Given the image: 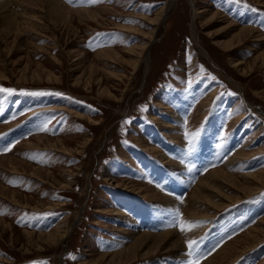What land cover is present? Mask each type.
I'll list each match as a JSON object with an SVG mask.
<instances>
[{"label":"rangeland","instance_id":"obj_1","mask_svg":"<svg viewBox=\"0 0 264 264\" xmlns=\"http://www.w3.org/2000/svg\"><path fill=\"white\" fill-rule=\"evenodd\" d=\"M61 1L105 11L99 20L54 23L12 0L16 14L38 11L42 22L16 43L0 33V67L7 74L0 89L15 90L0 91V157L54 175L12 173L0 164V182L29 198L19 204L0 193V218L7 223H0V264H105L100 257L126 249L139 233L168 230L180 236L181 252L145 256L148 247L123 264H205L251 227L264 229V181L222 209L188 213L196 183L210 171L227 164L239 176L264 172V64L255 63L264 52V3ZM242 27L255 36L234 50L219 44L237 39ZM147 42L149 55L142 50ZM108 49L120 55L97 56ZM35 69L40 75L33 78ZM37 136L65 140L73 152L27 146ZM25 231L65 236L51 243ZM219 262L264 264V239Z\"/></svg>","mask_w":264,"mask_h":264},{"label":"bare ground","instance_id":"obj_2","mask_svg":"<svg viewBox=\"0 0 264 264\" xmlns=\"http://www.w3.org/2000/svg\"><path fill=\"white\" fill-rule=\"evenodd\" d=\"M11 1L12 0H1L0 1V33L5 34V36L12 35L14 38L11 42L16 43V42H19V38L22 37L24 33L27 32V30H29L30 28L33 27L34 29H37L36 27L38 26V23L42 22V17L41 15H37L38 11L37 12L24 11V13L16 14L13 8L10 9L9 7V2ZM261 1L264 3V0H261ZM15 2L17 4L21 3L22 5H24L25 8L30 7L32 9L33 8L38 9V10L40 9L42 13L43 12L45 13L44 15H46L47 13V16L49 17L50 21H53L54 23L63 22V23L71 24L74 19H77L78 21H81V22L89 21L91 19L99 20V18L102 17L105 11V9H97V10L71 9L67 5H65L61 0H15ZM31 6H34V7H31ZM3 13L4 15H2ZM159 18L160 17H158V19ZM151 20L153 21V19ZM35 23H37L36 24L37 26L35 25ZM134 29H137V28H134ZM236 35H237V39L230 40V41L229 40L223 41V42L220 41L219 44L226 50H234L242 43V40L244 39V37H247L248 35L255 36L254 29L248 28V27H242L240 32H238V34ZM148 46H149V42H147V44L142 47V50L144 51V54L146 55H149V52L147 50ZM4 48L6 49L7 47L5 46ZM138 48L139 47H136L132 49V51L136 53L137 52L136 49ZM21 49H23V47ZM139 49H141V46ZM10 50H9V53H10ZM118 55H120L119 52L111 50V49L101 51L100 53L97 54L98 57L99 56H109V58L110 57L116 58L115 56H118ZM255 59H256L255 63H257L258 61H261L264 64V52H261L259 55H257ZM242 64H243L242 60L235 61V65L238 67ZM27 67L21 70V73H23L21 74V77L28 72ZM240 69L242 70L243 73H246V71H248L245 66H242ZM36 74L40 75L38 69H35L33 71L32 77L35 78ZM6 75H7L6 71L0 67V77H6ZM52 75H53L52 73L50 72L48 73L47 75L48 80L52 78ZM91 80H88V81L86 80L85 82L86 86L89 88L92 85ZM97 81L101 82V78L99 77ZM76 82L80 83L81 80L77 78ZM100 89L102 90V94L106 93V94H109L110 96H115L114 93H112L110 89L106 86L105 87L100 86ZM166 126H171V124L166 125ZM37 140H38V143H35L34 141H31V140H27V146L32 147V148H39L40 145H44L45 149H48V150L54 149V150H59L63 152L64 151L73 152V149H70L69 144L65 140H62V139L53 140L49 138L46 139L43 136H37ZM246 154L248 153L246 152ZM0 164L2 165L6 164V166L8 165L12 173H18L19 171L24 170L27 172H31L30 174L31 176L38 175L41 177H45V176L54 177L52 172L43 170L42 168H39V167H35L29 163L19 161L11 155L1 156ZM226 165H223L220 168L210 171L206 176L201 177L198 183H196L192 191V200H190L191 202H189V205H188V206H191L189 208L188 213L191 211L192 215L201 217L202 215L208 214L207 212L204 211V209L205 210L208 209V212L211 208L222 209L225 206H227L229 203L235 202L238 199H240L243 194L247 193V195L248 194L250 195L251 193H253L259 188L258 187L259 183L264 181V172H259L256 174L254 173V175L249 174L251 176L249 175L239 176V175H235L233 173L228 172L226 170V167H227ZM0 171L3 172L5 171V169L4 170L1 169V166H0ZM224 189H229V190L232 189L236 192V194L234 193L225 194V192H223ZM0 193L3 195L9 196L10 199H12L15 203L20 204V203L25 202L27 203V205L29 204V198L27 196L21 195L16 190H10L8 187L4 186L1 182H0ZM237 193H240V194H237ZM216 198L220 199V201H217ZM206 202L208 203V205L205 204ZM174 204H177V203L175 202ZM195 207H199V208L196 209ZM108 211L110 212V210ZM263 221L261 220V222ZM0 223H5V221H3L0 218ZM137 226L138 225H136L135 227ZM128 231H129L128 234L135 235V233L138 230L136 229V232H134V230L132 229L131 231H133V233L130 231V229ZM25 232L30 237L35 236V237L41 238V240L43 241L51 242V243H58L65 236L64 232L61 233L57 231H54L52 233H46V234L45 233L35 234L30 231H25ZM243 234L244 235L241 238H237L232 243L225 245L221 249L223 253L222 252L215 253V255H213L212 258H210L207 262L204 261L205 264H221L219 261L229 262L230 260H234V257L239 256L240 253L244 252L246 249H249L252 246H255L257 243H259L261 240L264 239V229H261L257 225L256 227H251V229H249L247 232ZM182 244L183 243H181V238L176 233V230H168L164 233H150V232L144 231L142 233H139V235L135 238L134 242L130 243L129 245L127 244L128 247L126 249L120 252L117 251V253L111 255V257L110 256L107 257V255H103L102 257H100V259L104 260L105 264H110V263L123 264L124 262H128L129 260H133V259L140 257L139 254H140L141 249L149 247V250L143 253V255L145 256L156 254L161 249L181 252L183 250ZM240 247H242V249ZM233 255L234 257H232Z\"/></svg>","mask_w":264,"mask_h":264},{"label":"snow or ice","instance_id":"obj_3","mask_svg":"<svg viewBox=\"0 0 264 264\" xmlns=\"http://www.w3.org/2000/svg\"><path fill=\"white\" fill-rule=\"evenodd\" d=\"M0 91H4V92H14L15 90L14 89H0ZM14 147V146H13ZM11 150V147H5L4 149H3V151L4 152H7V151H10ZM181 230H183V228H181ZM192 243L193 242H189V247H191L192 246Z\"/></svg>","mask_w":264,"mask_h":264}]
</instances>
